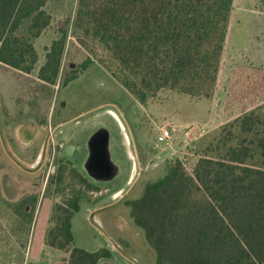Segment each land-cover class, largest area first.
<instances>
[{
	"label": "rangeland",
	"instance_id": "1",
	"mask_svg": "<svg viewBox=\"0 0 264 264\" xmlns=\"http://www.w3.org/2000/svg\"><path fill=\"white\" fill-rule=\"evenodd\" d=\"M115 1L47 0L50 23L30 39L36 52L31 70L0 63V261L36 264L32 255L42 238L48 251L64 254L55 264H70L69 252L47 245L45 239L54 236L60 209L80 193V209L71 218L75 246L91 252L108 249L110 258L105 260L110 264H155L154 250L134 223L129 202L164 175L169 161L181 160L190 172L203 154L218 156L219 139L236 142V118L251 109L264 114V0H233L211 96L196 99L163 89L146 104L118 77L113 49L117 27L107 20ZM61 41L56 83L50 85L38 72L47 52ZM28 117L35 126L45 119L55 123L73 117L62 127L59 141L64 157L82 170L90 137L99 128L107 130L112 178L94 181L86 172H63L59 181L55 172H44L34 187L36 178L19 172L6 155L25 154L26 136L19 129ZM167 121L176 125L169 146L155 141L156 126ZM195 123L204 125L205 134L182 145L183 126ZM47 173L51 179L44 189ZM118 192L123 199L111 203Z\"/></svg>",
	"mask_w": 264,
	"mask_h": 264
},
{
	"label": "trees",
	"instance_id": "2",
	"mask_svg": "<svg viewBox=\"0 0 264 264\" xmlns=\"http://www.w3.org/2000/svg\"><path fill=\"white\" fill-rule=\"evenodd\" d=\"M46 1L0 0V63L31 70L36 52L30 39L50 23ZM232 2L116 0L107 20L117 27L113 49L124 87L141 104L163 89L211 96ZM60 43L46 54L42 80L52 82L58 74ZM235 121L239 137L235 143L219 139L217 157L203 154L190 172L181 160L169 161L164 175L129 202L155 264H264V114L251 109ZM82 199L75 194L60 209L54 236L45 242L68 251L70 264H96L106 250L74 245L71 218Z\"/></svg>",
	"mask_w": 264,
	"mask_h": 264
},
{
	"label": "flooded vegetation",
	"instance_id": "3",
	"mask_svg": "<svg viewBox=\"0 0 264 264\" xmlns=\"http://www.w3.org/2000/svg\"><path fill=\"white\" fill-rule=\"evenodd\" d=\"M43 81L47 84L55 85L56 78L52 82L46 80ZM73 119V117L65 118L62 120H58L55 123L52 122V119L50 121H47L45 119L44 121L41 120L35 126L32 123L30 117H28L26 118L25 122L22 123V126H20L19 129L20 134L21 132H23L26 136L25 139L23 138L24 140L22 141L25 154L23 156H13L8 151V153L6 152V147L4 148L7 155V159L15 166V168L19 170V172H23L25 175H31L36 178L35 184L33 185L34 187H36V185L38 186L39 184H41L42 179L44 177V172H55L56 176H58L60 172H87L85 167L82 170L80 167L74 166L69 160H67L66 157H64V144L63 142L59 141L60 136L58 134H62V127L68 124ZM7 123L8 122L4 123L5 126L7 125ZM39 134L41 138L39 137ZM49 178L51 179L50 173H47L43 185L44 189L47 188ZM123 197L124 194L122 195L118 192L116 194H113V197L110 199V201L112 203L113 201L123 199ZM31 198L34 199L33 196H31ZM94 208L95 207H93V209ZM26 210H28V206L25 207V211ZM93 211L91 212V214L93 213ZM102 249L104 248H101L99 250ZM104 250H106V254L100 259L105 260L107 258H110V255L108 249Z\"/></svg>",
	"mask_w": 264,
	"mask_h": 264
},
{
	"label": "water",
	"instance_id": "4",
	"mask_svg": "<svg viewBox=\"0 0 264 264\" xmlns=\"http://www.w3.org/2000/svg\"><path fill=\"white\" fill-rule=\"evenodd\" d=\"M109 136L107 130L99 128L90 137L88 142V156L86 167L88 176L94 181H108L114 175L113 162L108 151ZM96 171H95V170ZM95 171V172H93ZM99 264H110L107 260Z\"/></svg>",
	"mask_w": 264,
	"mask_h": 264
},
{
	"label": "built area",
	"instance_id": "5",
	"mask_svg": "<svg viewBox=\"0 0 264 264\" xmlns=\"http://www.w3.org/2000/svg\"><path fill=\"white\" fill-rule=\"evenodd\" d=\"M157 134L155 136V141L157 144H162L169 146L173 137L174 132L176 131V125L172 122H164L160 125H157ZM205 127L203 124H188L183 126L182 134L183 140L182 145L187 146L193 140H197L205 134Z\"/></svg>",
	"mask_w": 264,
	"mask_h": 264
},
{
	"label": "crops",
	"instance_id": "6",
	"mask_svg": "<svg viewBox=\"0 0 264 264\" xmlns=\"http://www.w3.org/2000/svg\"><path fill=\"white\" fill-rule=\"evenodd\" d=\"M40 247L37 249L32 255V259L36 262V264H55L57 259H61L64 257V254L59 250H50L46 249V246L43 244V240L41 238ZM104 259H100L96 264H99Z\"/></svg>",
	"mask_w": 264,
	"mask_h": 264
}]
</instances>
